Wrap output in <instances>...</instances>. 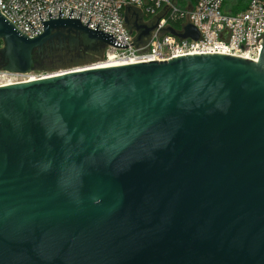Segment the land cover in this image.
<instances>
[{
  "label": "water",
  "instance_id": "95a60500",
  "mask_svg": "<svg viewBox=\"0 0 264 264\" xmlns=\"http://www.w3.org/2000/svg\"><path fill=\"white\" fill-rule=\"evenodd\" d=\"M53 38L121 49L71 20L29 39L0 13V71L33 72ZM0 264H264V46L0 87Z\"/></svg>",
  "mask_w": 264,
  "mask_h": 264
},
{
  "label": "built area",
  "instance_id": "2783aa9c",
  "mask_svg": "<svg viewBox=\"0 0 264 264\" xmlns=\"http://www.w3.org/2000/svg\"><path fill=\"white\" fill-rule=\"evenodd\" d=\"M0 13L29 39L40 36L47 22L78 21L114 39L121 49H104L100 62L117 66L203 54L257 62L264 46V0H0ZM187 25L196 29L197 41L165 32L183 33ZM136 27H154L138 46ZM0 79L1 85L44 77L0 71Z\"/></svg>",
  "mask_w": 264,
  "mask_h": 264
},
{
  "label": "flooded vegetation",
  "instance_id": "af4514ba",
  "mask_svg": "<svg viewBox=\"0 0 264 264\" xmlns=\"http://www.w3.org/2000/svg\"><path fill=\"white\" fill-rule=\"evenodd\" d=\"M87 49L82 42L70 44L67 39L53 38L45 43L34 54L36 66H52L73 59L78 53Z\"/></svg>",
  "mask_w": 264,
  "mask_h": 264
},
{
  "label": "rangeland",
  "instance_id": "374dc122",
  "mask_svg": "<svg viewBox=\"0 0 264 264\" xmlns=\"http://www.w3.org/2000/svg\"><path fill=\"white\" fill-rule=\"evenodd\" d=\"M2 43L0 42V49L2 48ZM101 58H90L89 60H81L77 63H74V64H69L68 65L63 62L62 64H54L52 66H36V69L32 72L33 74L35 75H41V76H45V75H50V74H53V73H58V72H65V71H68V70H72V69H76V68H83V67H90L92 65H95L97 63H101ZM5 82V81H4ZM1 81L0 79V83H4ZM1 85H4V84H1Z\"/></svg>",
  "mask_w": 264,
  "mask_h": 264
},
{
  "label": "trees",
  "instance_id": "16d2710c",
  "mask_svg": "<svg viewBox=\"0 0 264 264\" xmlns=\"http://www.w3.org/2000/svg\"><path fill=\"white\" fill-rule=\"evenodd\" d=\"M103 54V50L100 47H93V48H87L84 49L82 52L78 53L77 56L73 57V59L66 61L65 65L74 64L79 61L83 60H89L90 58H100Z\"/></svg>",
  "mask_w": 264,
  "mask_h": 264
},
{
  "label": "bare ground",
  "instance_id": "6f19581e",
  "mask_svg": "<svg viewBox=\"0 0 264 264\" xmlns=\"http://www.w3.org/2000/svg\"><path fill=\"white\" fill-rule=\"evenodd\" d=\"M113 66H117V64L113 61H109V62H104V63H99V64H95V65H92L90 67H84V68H81L80 69H75V70H72L70 72H78V71H83V70H89V69H97V68H105V67H113ZM70 72H66V73H70ZM65 74V72H58V73H53V74H48V75H45V76H42L45 78H49V77H52V76H57L59 74ZM40 80V79H39ZM8 85H13L12 83H5L4 85H0V87H3V86H8Z\"/></svg>",
  "mask_w": 264,
  "mask_h": 264
}]
</instances>
